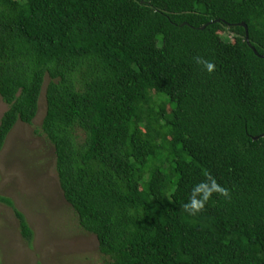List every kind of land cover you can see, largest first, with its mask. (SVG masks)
<instances>
[{
	"label": "trees",
	"instance_id": "16d2710c",
	"mask_svg": "<svg viewBox=\"0 0 264 264\" xmlns=\"http://www.w3.org/2000/svg\"><path fill=\"white\" fill-rule=\"evenodd\" d=\"M43 91L36 133L107 264H264V0H0V152ZM206 174L228 195L190 216Z\"/></svg>",
	"mask_w": 264,
	"mask_h": 264
},
{
	"label": "rangeland",
	"instance_id": "374dc122",
	"mask_svg": "<svg viewBox=\"0 0 264 264\" xmlns=\"http://www.w3.org/2000/svg\"><path fill=\"white\" fill-rule=\"evenodd\" d=\"M7 109L0 99V119ZM45 112L43 91L33 124L18 123L0 152V196L13 201L33 231L28 243L13 210L0 203L2 264H107L96 237L82 232L64 199L53 149L36 133Z\"/></svg>",
	"mask_w": 264,
	"mask_h": 264
},
{
	"label": "clouds",
	"instance_id": "9594fccd",
	"mask_svg": "<svg viewBox=\"0 0 264 264\" xmlns=\"http://www.w3.org/2000/svg\"><path fill=\"white\" fill-rule=\"evenodd\" d=\"M195 63L201 66L202 70L212 73L214 65L202 57L194 58ZM213 194H219L227 197V191L220 187L215 179L210 175H205L204 179L189 189L187 202L183 205V211L190 216H194L202 211Z\"/></svg>",
	"mask_w": 264,
	"mask_h": 264
},
{
	"label": "water",
	"instance_id": "95a60500",
	"mask_svg": "<svg viewBox=\"0 0 264 264\" xmlns=\"http://www.w3.org/2000/svg\"><path fill=\"white\" fill-rule=\"evenodd\" d=\"M241 26H243V27L245 28V32H246V40H247V42H248V31H247V27H246V25H245L244 23H242ZM255 140H256V138H255Z\"/></svg>",
	"mask_w": 264,
	"mask_h": 264
}]
</instances>
